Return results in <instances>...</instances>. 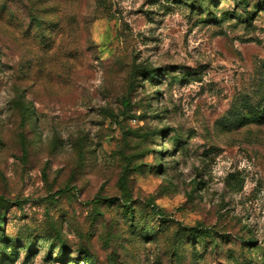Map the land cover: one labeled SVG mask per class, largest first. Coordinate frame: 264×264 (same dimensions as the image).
I'll return each instance as SVG.
<instances>
[{
  "label": "rangeland",
  "instance_id": "1",
  "mask_svg": "<svg viewBox=\"0 0 264 264\" xmlns=\"http://www.w3.org/2000/svg\"><path fill=\"white\" fill-rule=\"evenodd\" d=\"M243 12L0 0V235L17 247L0 264H264V123L235 119L264 107V10Z\"/></svg>",
  "mask_w": 264,
  "mask_h": 264
},
{
  "label": "trees",
  "instance_id": "2",
  "mask_svg": "<svg viewBox=\"0 0 264 264\" xmlns=\"http://www.w3.org/2000/svg\"><path fill=\"white\" fill-rule=\"evenodd\" d=\"M238 2L245 8V12H243L242 14L237 13L236 17H238L239 20H244V22H247V23L249 21H251L253 15H255L257 10H259V9L264 10V1H260L259 3H257L255 5V7L253 8V10H249V0H238ZM208 16H209V19H211V21L218 22V21L222 20V19H220V20L217 19V17L213 16V14H211V13H209ZM153 75H154V72L149 70L148 71L147 80L149 78H152ZM244 107H245V109H247L246 106H244ZM235 119H237L239 124L248 123V122H254V123L262 124V123H264V107L262 109H260V110L259 109H253V108L250 107V110L247 113H245V114L239 112ZM159 135H161V131L160 132H154L151 136L156 138ZM128 202H129V200H128ZM125 206L126 207L130 206V204L127 203V204H125ZM130 208H131V206H130ZM133 211L134 210L131 208L130 209V214H131L132 217L134 215ZM0 227H1V225H0ZM199 235L202 238L211 239L212 243H214L216 245V248H218V246H219L218 241L219 240H218V238H215V237L212 236V232L210 230H200L199 231ZM0 242H1L2 246H4V244L6 245V247L4 246V248H0V254H5V249L11 248V247L14 246L13 245L14 242L11 239L7 238L5 235H0ZM209 243L210 242L206 243V247L209 246ZM26 247L27 248H31L32 247V243H31L30 239L27 240ZM60 249H61V251H63V250L66 251L65 245L63 243L60 244ZM16 250H17V247L14 246V251H16ZM85 255L87 256L86 261H88V262L92 261V257L93 256H91L90 253L86 252Z\"/></svg>",
  "mask_w": 264,
  "mask_h": 264
}]
</instances>
